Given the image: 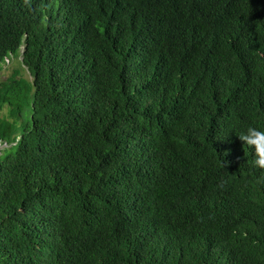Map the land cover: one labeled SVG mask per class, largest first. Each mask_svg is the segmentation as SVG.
I'll list each match as a JSON object with an SVG mask.
<instances>
[{"label": "trees", "instance_id": "obj_1", "mask_svg": "<svg viewBox=\"0 0 264 264\" xmlns=\"http://www.w3.org/2000/svg\"><path fill=\"white\" fill-rule=\"evenodd\" d=\"M11 58L0 264H264V0H0Z\"/></svg>", "mask_w": 264, "mask_h": 264}, {"label": "clouds", "instance_id": "obj_2", "mask_svg": "<svg viewBox=\"0 0 264 264\" xmlns=\"http://www.w3.org/2000/svg\"><path fill=\"white\" fill-rule=\"evenodd\" d=\"M237 136L243 145H247L254 150V165L257 168L264 170V130H260L256 127H248ZM227 154L228 153L226 152L225 155ZM227 163V161H224V166ZM261 179H264V177Z\"/></svg>", "mask_w": 264, "mask_h": 264}, {"label": "rangeland", "instance_id": "obj_3", "mask_svg": "<svg viewBox=\"0 0 264 264\" xmlns=\"http://www.w3.org/2000/svg\"><path fill=\"white\" fill-rule=\"evenodd\" d=\"M11 62L6 65L5 68H3L1 71H0V85L5 82L8 78L11 77L12 73H13V69H16L18 67V60L16 58H11L10 60ZM3 66V65H2ZM23 75L28 79L30 80V74L28 73L27 69L24 67L23 69ZM32 107L33 105L31 104L28 108V110H25L24 113H23V119L19 120L17 122V126L18 128L21 130L24 126H26L28 123H29V120H30V114L32 113ZM1 116L2 117H5V118H10V108L5 107L4 110L1 112ZM11 119V118H10ZM12 120V119H11ZM5 146H3L1 144V141H0V151L4 148ZM9 152H11V150L7 147H5L2 151H1V156L2 157H5Z\"/></svg>", "mask_w": 264, "mask_h": 264}]
</instances>
